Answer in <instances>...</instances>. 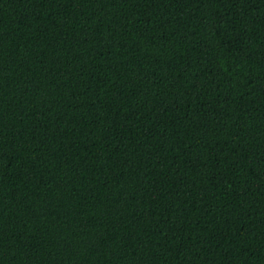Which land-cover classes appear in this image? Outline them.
Instances as JSON below:
<instances>
[{
	"label": "trees",
	"instance_id": "trees-1",
	"mask_svg": "<svg viewBox=\"0 0 264 264\" xmlns=\"http://www.w3.org/2000/svg\"><path fill=\"white\" fill-rule=\"evenodd\" d=\"M0 264H264V0H0Z\"/></svg>",
	"mask_w": 264,
	"mask_h": 264
}]
</instances>
